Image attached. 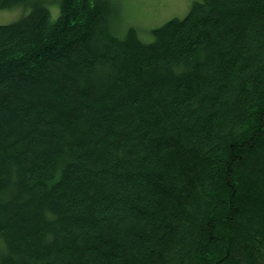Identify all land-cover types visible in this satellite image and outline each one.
<instances>
[{
	"label": "trees",
	"instance_id": "1",
	"mask_svg": "<svg viewBox=\"0 0 264 264\" xmlns=\"http://www.w3.org/2000/svg\"><path fill=\"white\" fill-rule=\"evenodd\" d=\"M58 2L0 0V264H264V0Z\"/></svg>",
	"mask_w": 264,
	"mask_h": 264
},
{
	"label": "rangeland",
	"instance_id": "2",
	"mask_svg": "<svg viewBox=\"0 0 264 264\" xmlns=\"http://www.w3.org/2000/svg\"><path fill=\"white\" fill-rule=\"evenodd\" d=\"M51 19L57 20L60 14L58 0H46ZM117 7L114 9V28L118 35L124 36L134 27L140 38L152 41L153 29L172 18H183L190 11L195 0H109ZM31 6L20 5L10 9H0V24H8L21 19L30 11ZM113 18V17H112Z\"/></svg>",
	"mask_w": 264,
	"mask_h": 264
}]
</instances>
